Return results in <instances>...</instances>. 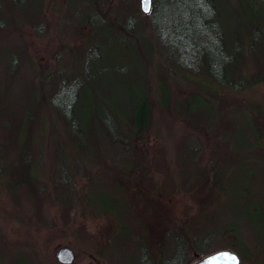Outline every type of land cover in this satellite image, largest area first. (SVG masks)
Instances as JSON below:
<instances>
[{"label":"rangeland","instance_id":"1","mask_svg":"<svg viewBox=\"0 0 264 264\" xmlns=\"http://www.w3.org/2000/svg\"><path fill=\"white\" fill-rule=\"evenodd\" d=\"M140 4L0 0V264H66L56 257L63 245L71 264H181L179 240L191 264L203 256L194 240L206 236L209 253L244 250V264H264V56L242 32L255 25L231 3L228 32L243 48L235 83L215 86L166 64ZM133 18L120 38L118 22ZM78 81L90 93L72 112ZM144 93L149 124L134 139ZM106 128L143 154L135 171ZM110 195L124 197L120 209H101L115 204Z\"/></svg>","mask_w":264,"mask_h":264},{"label":"trees","instance_id":"2","mask_svg":"<svg viewBox=\"0 0 264 264\" xmlns=\"http://www.w3.org/2000/svg\"><path fill=\"white\" fill-rule=\"evenodd\" d=\"M90 1H93V6H95L96 3L99 2V4L102 5L103 8L105 7V0ZM233 2L243 4V10L241 11V13H244L246 20L255 25L254 27L252 26V28H244L242 31L244 32V39H247L250 42L249 50H251V52L259 51V53H261L263 57L264 52L262 50L261 40H263L264 38V0H154L152 4V10L148 13V15L150 17L152 31L157 40V46L159 47L162 58L164 57L166 59V64H172L173 66L184 70L188 69L194 74L201 75L202 77L206 76V78L210 80L211 85L213 84L215 86H231L234 82V66L236 64L237 57L239 56V51H241V49L243 48L242 46L239 47L238 42L236 45L232 44L228 32V11H232L229 10V7ZM133 20L134 18L129 19L124 23L118 22L119 28L121 27V29L118 31V36H120V38L121 36L125 35L122 32L123 28L126 27V29L128 30L134 28ZM142 32L143 30L139 32L137 31L136 34L139 35ZM262 61L264 62V57ZM89 64H93V61L89 60ZM81 86H83L82 89ZM88 86L89 85L87 83L78 81L76 89L71 88L72 93L70 97L67 98L69 99V108L72 112L73 110L77 109L76 105L78 104V101L82 99L85 92L90 93V88ZM143 88V92H146L145 85ZM164 92L165 93L163 98L167 101V96L169 94L166 87H164ZM144 94L145 96L142 102H140L138 105L139 107L137 108L138 112L135 115V120L130 119V129L135 135L134 139H138L139 137H141L149 124L148 118H150L151 114V102L147 94ZM204 97L205 99L207 98V96ZM198 100H200L199 97ZM207 100L210 101V99ZM188 110L189 107H187V111ZM78 118H80V116H76V119ZM70 122L71 121L69 118V123ZM73 122L74 121H72L70 125H73ZM76 130V133H79L82 131V128L78 127V129L76 128ZM105 131L106 133H108V135H110V139L108 138L110 141L116 144L118 143V141H123L124 143H122L127 146V149H129L128 151H130V154L129 156H126L127 159L125 161V164H128L130 162L129 165L130 167H132L129 168L128 165L127 172L130 170L135 171L137 167L143 164V154L138 151L137 147H133L132 141L128 139L129 137H126L125 139L128 140H125L122 137L113 134L111 131L109 132L107 128ZM73 138L78 140V138L74 135ZM78 142L80 141L78 140ZM193 151L195 150L189 149L187 153H192ZM247 162V169H249V167L251 166L255 167V169L257 168V165L254 162L253 164L252 162L250 163V161ZM245 177V181H247L246 183H249L251 178L254 176H250V174H248L247 176L245 175ZM136 180L137 175H133L131 176V180L129 182L133 184L134 182H136ZM110 188H107V191H111L112 189ZM239 194L241 195V193ZM110 196L114 197V195ZM123 198L124 197H120V199H116L114 197L115 204L112 203L113 205L110 204V206L106 202L104 203V206L100 205L101 209L110 208L111 210L116 211L117 209L121 208V202H123ZM249 201H251L249 203L251 204L250 206L253 205V208L251 209L255 210V203L258 202L256 201V199L251 198L249 199ZM129 211L130 207H126V209H124V211L122 210V213L120 214L123 215L125 213V216L128 217L127 215L129 214ZM206 218H210V214H206L199 218L200 225L198 227V232H200V236H203L202 232L206 228ZM132 220L133 218H128L129 223ZM207 237L208 236H206L205 238L199 237L194 240V246L200 251V254L203 255L202 257L220 250L215 249L210 253L206 251V246L208 245L207 242L209 238ZM260 237L261 236L259 235V238ZM203 243L207 245L203 246ZM176 245L177 246L174 247L173 255L175 257H181V264H183L184 262L190 263V258L185 257L186 254L191 253V251H189L190 249H192L190 244L188 242L186 244H183V242H180L179 240L177 241ZM136 246L138 249H141V246L139 247L138 244H136ZM133 248H135L134 245ZM143 249L144 248L142 247V250ZM238 254L241 258L240 264L247 263L248 259L246 260L245 257L246 252L244 250H241V252L239 251ZM257 258L258 257L251 258L252 262L259 264Z\"/></svg>","mask_w":264,"mask_h":264},{"label":"water","instance_id":"3","mask_svg":"<svg viewBox=\"0 0 264 264\" xmlns=\"http://www.w3.org/2000/svg\"><path fill=\"white\" fill-rule=\"evenodd\" d=\"M141 1V8L143 10L144 4ZM153 0H150L148 3V7L150 8V11L152 10ZM144 11V10H143ZM145 12V13H149ZM229 253H235V256L229 255ZM56 257L58 261L66 264H71L75 260V252L72 247L68 245H63L58 247V250L56 251ZM232 257H238L239 258V264L241 263V258L239 254H237L235 251L230 250L228 248L221 249L216 252L210 253L204 257H202L200 260L196 261L193 264H236V260L232 259Z\"/></svg>","mask_w":264,"mask_h":264},{"label":"snow or ice","instance_id":"4","mask_svg":"<svg viewBox=\"0 0 264 264\" xmlns=\"http://www.w3.org/2000/svg\"><path fill=\"white\" fill-rule=\"evenodd\" d=\"M143 4H144V7H143V10L145 12H148L150 11V8L148 7V3L150 2V0H142ZM232 259L236 260L235 257H232ZM236 264H237V261H236Z\"/></svg>","mask_w":264,"mask_h":264},{"label":"clouds","instance_id":"5","mask_svg":"<svg viewBox=\"0 0 264 264\" xmlns=\"http://www.w3.org/2000/svg\"><path fill=\"white\" fill-rule=\"evenodd\" d=\"M229 255L235 256L236 254L235 253H229ZM236 261H237V264H239V258L238 257H236Z\"/></svg>","mask_w":264,"mask_h":264}]
</instances>
